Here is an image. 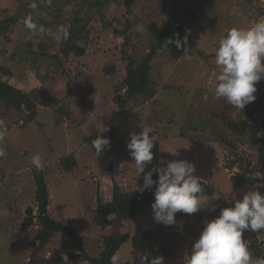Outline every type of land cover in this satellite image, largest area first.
<instances>
[{
    "label": "rangeland",
    "instance_id": "obj_1",
    "mask_svg": "<svg viewBox=\"0 0 264 264\" xmlns=\"http://www.w3.org/2000/svg\"><path fill=\"white\" fill-rule=\"evenodd\" d=\"M125 1L50 0L49 2V0H35L38 7L30 13L32 20L38 26H43L59 36L60 38L56 39L57 44H60L63 35L61 29L67 28L72 23L73 18L76 22L84 24L89 37L88 41L83 44L85 54L80 57L70 54L66 59L59 53L57 45L50 49L48 56L36 55L35 52L33 53L31 46L17 44L14 35L11 34L10 37L5 38L0 36V59L3 61H0V81H6V83L17 86L13 80L20 83H25V80H27L28 84L21 86L24 92L32 95L31 93L36 91L39 96H45L44 91H47L58 102L65 104L64 109H72L76 116L73 127L70 124L72 119L64 117L65 126L71 125L68 126L69 146L75 147L74 149L69 148L66 154L76 152L77 156V164L75 161L72 165L69 161L66 162L67 166L73 168L72 174L74 176H71L70 173L65 174V177L61 179L58 178L56 173L45 176L46 182L48 181L46 190H48L49 198L51 196V202L47 206L51 213L57 211L62 213L68 226L77 227L76 229L83 237L86 253L90 257H99L103 249V238L111 227L109 224L98 220V216L95 213L93 214L90 205L92 213L86 214V217L93 219L95 224L87 223V220L81 219L79 215L85 211L83 202L89 204L91 199L96 202V197L99 196L104 205L102 206L103 213L108 215L109 221L114 222L112 204L114 187L112 183L115 182L118 192L123 193L135 192L136 182L138 185L143 184V174L138 178L135 165L126 147L131 132L139 133L142 131V127L150 126L153 129L150 135L159 145L160 166L169 161L181 159L193 162L197 169L196 175L212 191V195L213 193H229L231 195L232 188L235 193H245L247 191L243 189L242 192H239L228 180L230 175L240 174L242 176L249 169L253 172L251 171L252 174H247V176L260 178V174L256 172L258 165L257 152L250 149L246 143L237 146L239 157L246 160L242 164H236L232 169L225 167L229 159L238 157L230 146L220 143L219 137L227 138L226 126L222 119L223 115L235 121L247 117L259 118L264 115V79L256 85V100L249 103L243 110L237 109L228 104L223 98L217 99L215 97L216 77L219 74V69L214 63V54L220 38L229 29L233 27L247 28L259 19L264 18V0H219L218 3L215 0L207 3L206 0H177V8L173 15L174 24L181 25L185 20V24H189L187 28L191 32V38L187 39V44L193 54L181 51L180 57L174 59L170 56V53L163 50L150 63L148 86L150 88L157 85L156 88H165L164 91H166L168 98L158 97L151 101L148 99L144 101L141 98V102L138 101L135 103L136 105L128 106L127 110L121 111L113 104L112 100L117 97L115 94L119 90L123 93L120 86L122 85L121 81L126 76L125 68L128 60H126L121 48L128 55H133L136 60L141 59L139 65L136 66L139 67V70H143L146 60L144 57L150 51L148 42L154 40L153 31L155 32L157 29L164 33L160 43H156L155 46L158 52L165 49L163 46L169 36L168 32L162 28L166 16L159 11V17L155 15V7L163 3V0H132L130 8L125 6ZM25 2L29 6L33 0H26ZM193 2L198 4L199 7L193 6ZM164 5H166V2ZM14 11V7L7 0H0V20L8 19ZM192 18L195 22L190 24L189 21ZM14 31L18 36L25 34L23 41L27 42L31 39L33 41L32 48L38 49L39 41H43L49 46L53 44L51 35L32 33L29 36L23 28ZM115 31H126V35L129 36L128 44H124L123 35H118ZM195 32L197 36H200L195 38ZM33 35H36V37L34 38ZM166 50L169 51V49ZM55 54L62 57V63L57 60ZM68 83L72 88L74 87L73 96L66 94ZM183 85L188 88V93L179 96ZM170 88L176 93L175 96L167 91ZM205 96H207V99L204 98ZM94 100H97L98 103L96 104ZM40 109L47 111L49 108L44 106ZM3 111V103L0 101V114ZM161 120L164 122H160ZM169 121L173 123H169ZM39 123L42 124L41 121ZM101 123L117 125L120 132L115 137L110 138L111 149L97 158L95 151L87 147L85 143L82 144L81 138L86 134L90 136L93 132L97 134L98 129L96 127H99ZM192 123L201 125L208 123L209 127L204 132H196L190 127ZM34 125L39 126L35 122L29 125L28 130L22 129L21 131L18 128L21 131L20 133L7 135L6 139L11 140L0 142V151L5 150L3 147L5 144L11 149L9 156L6 153L1 156L2 162H4L0 164V173L7 175V182L3 181L5 184L0 185V200H3L4 197H10L11 193L16 196V199L22 197L12 190V186L16 183V175L10 177L9 174L14 168L22 167L25 159L21 155L27 158V151L30 150L32 152V154L30 152V165H32V158L37 155L43 162L51 154L49 144L51 146L54 144V140L49 138L61 135V133L58 135L51 133L54 132V127L51 125L50 120L44 125V130L50 133H45L47 139L41 138ZM182 129L188 133L187 139L174 141L171 138H164L163 135L157 136L156 134L159 132L162 134L164 132L165 134H176V132L184 131ZM190 143H194V147ZM62 157L55 159L51 165L63 170V167L57 162ZM86 157L92 160L87 161V163L85 162ZM25 168L22 170H25ZM89 168H92L91 172H89ZM75 169L77 171H74ZM151 169L152 165L149 164L146 166L145 172ZM18 175L21 180L25 177V173L22 171ZM77 180L83 181V183H78L80 184L78 185ZM36 186L38 187L37 184ZM257 190L263 193L261 187ZM152 191V197L154 198L155 186H153ZM25 194L29 195L30 193ZM211 196L208 198L210 199ZM213 203L218 205L216 212L201 210L191 216L177 213V224L172 227L160 225L158 228L160 236H153V242L146 249L137 246V241L128 240L121 245L122 248L117 254L118 264H140V255L147 253L150 260L156 257L155 250L159 256L164 257V264H184V250L190 251L193 242L199 237L205 221L214 219L219 215L222 204L219 201H213ZM210 204L211 200L209 206ZM149 210H152V208ZM13 211L16 210L13 208L9 211V216L13 215ZM39 211L35 208L34 215L36 218L33 219L30 215H25L24 220L19 221L20 224L16 222L18 218V214H16L14 223L10 224L11 226L15 225L17 229L15 232L17 237L13 240L23 241L25 245L12 246V249H10L11 246L3 247L1 244L0 264H30V260L37 263L43 259L61 255V253L70 254L78 251L71 244L69 237L56 231L52 240L41 246L40 231H45V228H43L44 226L38 218L37 213ZM28 218L33 219L34 225H30L27 230V228H23L22 224ZM152 219L154 218L151 217L145 223L142 216L138 218L134 227L137 229V232H135L137 234L135 235L136 238L143 239L139 232L145 231V226L150 235H154V229L157 225ZM114 223L116 224V222ZM118 225L122 233H132L133 224L131 220L121 221ZM148 225L151 226L148 227ZM8 227L9 220L5 216L4 219L0 220V234H3L6 230L4 228L8 229ZM99 234L100 236L95 239L94 237ZM254 234L253 232L245 233V239L249 241V250H251V241L254 240L251 237ZM256 234L264 235V232ZM23 236L25 237L24 240H22ZM160 238L161 241H164L162 244L158 243ZM62 241L63 244H60ZM259 241L257 239V243ZM254 248L263 253L264 242H260ZM150 251H153V253ZM253 260L255 259L253 258ZM69 261L71 264H91L85 262L82 258L70 259ZM53 264H63V261Z\"/></svg>",
    "mask_w": 264,
    "mask_h": 264
},
{
    "label": "trees",
    "instance_id": "obj_2",
    "mask_svg": "<svg viewBox=\"0 0 264 264\" xmlns=\"http://www.w3.org/2000/svg\"><path fill=\"white\" fill-rule=\"evenodd\" d=\"M11 6L14 7L15 11L13 14L5 20H0V36L3 38L5 37H10L11 34L14 35V39L16 40L17 44H22L23 46H31V49L33 50V53L35 52L36 55H49V51L51 48L54 46L59 47V53H61L66 59L70 56V54H73L74 56H83L85 54V46L83 45L84 42L88 41V34L85 30L84 24H80L79 22H76L75 19H72V23L67 26V30L69 33V36L67 40L62 38L60 40V44H57L56 39L53 38V44L50 46L43 41H39L38 43V49L32 48L33 47V41L29 39L27 42L23 41L24 40V35H17L14 30L17 29H24L25 32L30 36L32 35V32L28 30L24 23L23 20L30 15L33 9H31L28 5L26 0H7ZM40 1H45V0H40ZM132 0H126L124 2L125 6L127 8H130ZM252 1V0H248ZM39 2V1H38ZM166 2V5L164 3ZM207 2H214L213 0H206ZM216 3L219 2V0H215ZM18 6V7H17ZM193 6L199 7L198 4H195L193 2ZM28 8V11H27ZM81 8V7H80ZM177 8V0H163V3H161L158 7H155L156 13L159 17V12H161L164 16H166V19L164 21V26L162 27L164 30H166L169 34V37H173L175 33H179L181 37H184L187 35V38H191V35L188 31V25L185 24L186 20L181 24V25H175L174 24V18L173 15L175 13V10ZM159 11V12H158ZM199 14H200V9H199ZM193 17H195L193 15ZM34 22V21H33ZM195 22L194 18L190 19L189 23ZM129 24V22H127ZM186 25V26H185ZM17 26V27H16ZM171 28L169 29V27ZM174 27V28H173ZM169 29V30H168ZM116 34L118 35H123L124 37V44H128L129 41V36L126 35V31H115ZM154 40L148 42L150 45V51L146 53V60H145V65L143 67V70H139L137 67L140 63L139 60H136L133 55H128L127 52L124 51L123 48H121V51L124 53L126 60H128V64L126 65L125 71H126V76L124 79L121 81L122 85L120 86V89L123 91V93L120 92V90L115 94L117 97L112 99L113 104L116 105L121 111L127 110L126 108L128 106H134V104L138 101L142 100H154L155 98L162 97V98H168L167 94L164 91L165 88L160 87V89L156 86L150 87L148 86V73L150 71V63L152 60H154L163 50L166 53H170V56H172L174 59H178L180 57V52L184 51L183 48L177 49L174 44H168L167 46H163L165 49H161L159 52L156 49V43H160L161 38L163 37V31H159L156 29L154 32ZM195 38L199 37L197 36L196 32ZM227 34V33H226ZM225 34V35H226ZM165 32V36H166ZM224 35V36H225ZM34 38L36 35H33ZM32 36V37H33ZM53 37V36H52ZM55 40V42H54ZM12 42V41H9ZM82 42V43H81ZM187 48L186 53L187 54H193L192 50L190 49L189 45L187 44L185 46ZM166 49H169L167 51ZM55 57L57 60H59L60 63H62L63 60H61L62 57H60L58 54H55ZM1 61V59H0ZM3 62V61H1ZM137 65V66H136ZM51 68V67H50ZM112 71V70H111ZM70 80V79H69ZM22 85H26L23 84ZM182 91L180 92L179 96H182L183 94L188 93V88L185 87L184 85L181 87ZM168 92H171L175 96V92H173V89H168ZM187 92V93H186ZM45 96H39L36 94V91L31 93H26L24 92L21 88L14 87L10 83H6V81H0V101L3 103V113L0 114L1 116H7L10 117L12 116L13 118V124L15 126H20L23 128H26L32 123H38L35 121V117L38 114L39 110V105L46 106L49 108V118L51 121H53L54 124H62L65 122L64 117H67L68 119H72V123H70L73 126V123L75 121L72 116H74V113L72 112V109H64V103L58 102L56 98H54L51 94L47 93L44 91ZM66 94L68 96H73L74 95V87L67 85V90ZM166 95L167 97H165ZM178 96V97H179ZM142 98V100H141ZM261 102V101H260ZM136 105V104H135ZM130 108V107H129ZM128 108V109H129ZM254 110L252 111V113ZM12 113V114H10ZM251 113V114H252ZM16 114H20V118L22 119H15ZM51 115V117H50ZM223 122L225 123L226 126V132H227V138L223 139V137H219L220 143H225L226 145L230 146L231 149L234 150L235 155L239 158H234V159H229L226 162L225 167L228 169H232L233 166L236 164H242L246 159H242L239 157L238 154V149L237 146L243 143L248 144V147L255 152H257V169L256 172H258L261 175V179H256V178H251L250 176H247V174H252L249 169L247 170V173H243L242 176L240 174L237 175H232L230 178L231 183L234 186H238L240 184H243L245 182L249 183H255V182H264V115L260 116L259 118H252V117H247L245 119H241L238 121H235L226 115L222 116ZM22 120V121H20ZM64 120V121H63ZM206 120V119H205ZM33 121V122H32ZM172 121V120H171ZM169 121V123H173ZM32 122V123H31ZM160 122H164L161 120ZM68 124V126H71ZM107 127H109L110 131L103 133L102 135L107 138H112L113 136L117 135L120 132V128L117 125H112L109 123L105 124ZM145 127V126H144ZM190 127L195 130L196 132H204L206 129H208L209 125L204 124L201 125L199 123H192L190 124ZM184 130V129H182ZM158 135H163L164 138H171L174 141H178L179 139L183 138H188V133L184 131H179L170 134H162V133H156ZM100 135L98 134H92L89 138L86 140V145L89 147L91 150L95 151L94 148L92 147L91 143L94 139L97 138V136ZM87 136V135H86ZM111 141V139H110ZM195 141V140H194ZM196 143V142H194ZM194 143H190L194 147ZM154 158L151 163L152 168L154 167H159L160 166V161H159V145L156 141H154ZM29 151H27L28 153ZM71 155V156H70ZM85 156V155H82ZM21 157L24 159L23 155ZM76 152L70 153V154H65L61 160L60 164L65 168V171H71L73 168L71 166H67L66 162L69 161V163L74 164V161L76 162ZM92 160L91 158L88 159L86 157L85 162ZM88 163V162H87ZM77 164V162H76ZM34 176H35V181L37 182L38 185V191L36 193V200L39 203V209L42 211L41 215H38V218L42 221L44 225V230H41L40 236L42 239V244L41 246H44L47 244V242L50 240L52 234L54 232H61L62 234H65L67 237H69V240L71 241V244L75 247L76 250H78L79 253H70L67 254L70 259H78L79 257L87 260L91 264H112V257L116 254L118 249L122 244L127 242L128 240H131L132 242L137 241L138 239L136 236H131L129 232L122 233L121 228L119 227V223L121 221H125L127 219H131L133 217L138 216L141 214L143 220L145 223L153 216V211L149 210L151 208V204L154 202V198L152 197V189L150 190H145L142 194L138 191L135 192H129V193H123V192H118V187L116 183L113 184L114 187V193L112 197V204H113V214H114V222L109 221L108 215H105L102 211V204L101 199L99 196L96 197V202H94L92 199L90 203H84L83 206L84 212H81L79 215L81 219L87 220V223L90 224H95L93 219H90V217H86V214H90L93 212L95 213L96 216H98V220H101L104 223L109 224L111 227L107 235L103 238V249L99 254V257H90L89 254L86 253L85 250V243L83 241V237H81L77 227L76 228L72 226H68L65 221L58 222L52 220L47 213V205H48V193L46 190L45 182L43 176L40 174L39 171L34 169ZM153 179H157V175H153ZM202 186L204 187V192L205 195H212V191L205 185L203 181H200ZM92 208V212L90 207ZM147 208L145 214H144V209ZM30 208L27 211V214H31ZM79 214V213H78ZM78 218V216H77ZM81 221V220H79ZM69 223V222H68ZM31 224L30 218H28L24 223L22 224L23 228L26 229L29 225ZM145 231L140 233L143 236V239L146 237H151L150 232L146 230V226L144 227ZM39 236V235H38ZM100 236V234L97 237H94L97 239ZM100 239V238H99ZM142 240V239H140ZM99 242V240H97ZM259 243L252 241L251 242V250H249L252 254V258L255 260H260L264 259L262 256V252L259 250H256L254 247L258 246ZM81 253V255H80ZM62 261L61 255H55L54 257L43 259L37 263L35 261L30 260V264H53L55 262L59 263Z\"/></svg>",
    "mask_w": 264,
    "mask_h": 264
},
{
    "label": "clouds",
    "instance_id": "obj_3",
    "mask_svg": "<svg viewBox=\"0 0 264 264\" xmlns=\"http://www.w3.org/2000/svg\"><path fill=\"white\" fill-rule=\"evenodd\" d=\"M29 7L35 10L38 5L33 0ZM23 23L33 34L60 38L34 23L31 15H28ZM61 31L63 39L67 40V28ZM187 39V35L181 37L179 33H175L173 37L165 40V46L174 44L177 49L183 48L186 52ZM214 55V63L219 69L215 97L223 98L228 104L243 110L256 100V85L264 79V18L247 28L229 29L227 34L220 38ZM204 98L207 99V96ZM94 101L98 103L97 100ZM96 128L97 134L99 132L100 135L91 145L98 158L111 149V141L102 135L110 131L109 127L101 123ZM152 131L150 126H145L139 133L131 132L126 147L138 178L143 174V184L138 185L136 182L135 191L142 194L155 186L154 202L151 204L155 222L173 226L177 224V213L191 216L201 210L216 212L218 205L213 201H219L220 194L213 193L209 206V198L205 195L199 176L196 175L197 169L193 162L187 159L169 161L145 172L146 166L151 164L154 158V138L150 135ZM3 139V121H0V141ZM2 155L3 152L0 151V156ZM32 163L38 170L43 169L38 155L32 158ZM154 174L157 175L156 180L153 179ZM256 179H261V175ZM256 183L264 184L247 182L252 185ZM224 201L230 202L231 206L221 207L218 216L205 221L199 237L193 242L190 251L185 253L184 264H264V259L253 260L248 248L249 241L245 239V233L264 232V193L253 186L241 198H237L232 188L231 196ZM61 259L63 264H71L66 253H61ZM111 259L112 264H118L117 256ZM140 264H164V257L156 256L149 260L148 254L144 253L140 255Z\"/></svg>",
    "mask_w": 264,
    "mask_h": 264
},
{
    "label": "crops",
    "instance_id": "obj_4",
    "mask_svg": "<svg viewBox=\"0 0 264 264\" xmlns=\"http://www.w3.org/2000/svg\"><path fill=\"white\" fill-rule=\"evenodd\" d=\"M13 82L17 84V86L16 85H13L14 87L22 88L21 86H22V83L23 82L20 83L19 81H16V80H13ZM23 84H26L27 85L28 84L27 83V80H25V83H23ZM40 108H44V106L43 105H39L38 114L35 117V119L38 122V125L39 126L37 127L36 125H34V127L38 131V133L41 136V138H46L47 139L48 137H47V135H45V133H47V134H50V133L48 131H45L44 130V125H46V122L48 120H50V118L48 116L49 115V110L42 111V109H40ZM10 114H12V113H10ZM14 116H15V119L16 118L17 119H22V118H20V114H16ZM73 118L76 120V116L75 115L73 116ZM0 121H3V131H4V139L2 141H0V142H4L5 140L6 141L7 140H11V139H8V138L6 139V136L7 135L10 136L12 133H20L22 131V129H24V130L27 129L28 130V128H30V126H27L26 128H23V127H20V126H15L13 124V118H12V116H10V117L1 116L0 117ZM20 121H22V120H20ZM40 121L42 122V124L39 123ZM50 122H51V125L54 127L53 128L54 129L53 130L54 132H51V133H53L55 135H58V134L61 133V135L60 136H56L54 138H49L50 140H54V144H53V146H51L49 144L50 151H51L50 156H48L43 162L41 161L42 164H43V169L42 170H38L34 166L33 163H32V165L29 164V159L31 157L30 156V152L31 151L29 150V152L27 154V158H24L25 159L24 160L25 162L23 163L22 167H19L18 166L17 168H14L13 169L14 171L11 170V173H9L10 174V177H14L16 175V177H15L16 183L14 184V186H12V190L14 191V193H19V195L22 196V197H20L21 199H19V198L16 199V196L11 193L10 194V197H7V198L4 197L3 200L1 199L2 201L0 200V220L1 219H4L5 216H6V219L9 220V227H8V229L7 228H4V230L6 229L5 232L3 234H0V245L2 244L3 247H5V246H11L10 249H12V246L14 247V246H17V245H20V244L25 245L23 243V241H15V240H13V239H15L17 237V234L15 233L17 229H16V226L15 225H12L11 226L10 224L12 222L14 223V219L16 218V214H18V218H17L16 222L19 223L20 220H24V216L25 215H29V214H27V211H28L29 208L32 211L31 214H30V217L33 218V219L36 218L35 215H34V209L36 208L38 211L40 210V209H38L39 203L36 200V193L38 191V187L36 186L37 182L35 181V176L33 174L34 173V169L37 170V171H39L40 174L43 176L44 182H45V186H46V183H48V181L46 182V180H45V176L47 177L50 174H55L56 173L58 175V178H60V179L61 178H64L65 177V174H68V173H70L71 176H74L72 174V170L71 171H65L64 170L65 168H63V170H61V169L56 168L54 165H51V163H53L55 161V159H58V158L62 157V155L64 156L68 152L67 150H69V148L74 149L75 147H70L69 146V142H68V134H69V132H68V126L67 125L65 126V123L57 124L56 125V124H53V122L51 120H50ZM18 128L21 129V131L18 130ZM94 133L95 132H93L92 134H94ZM86 135H84L81 138L82 144L83 143H86L87 138H89L91 136V135L90 136H88V135L86 136ZM67 142H68V149H67ZM9 143H11V142H9ZM3 147H4L5 150H1V151L3 153H6L9 156V153L11 152L10 147L7 144L3 145ZM62 151H63V153H61ZM31 154H32V152H31ZM198 155H200V154H198ZM3 162H2V157L0 156V164H2ZM57 162L60 164V159ZM60 166H61V164H60ZM24 167H26L25 170H22ZM61 167H63V166H61ZM8 170H6V171H8ZM88 170H89V172H91L92 171V168H89ZM20 171H22V172L25 173V177L22 180L20 179V177L18 175L20 173ZM74 171H77V170L75 169ZM76 174H77V172H76ZM6 176H7L6 174L3 175L2 173H0V185L1 184H5L7 182ZM78 177H80V176H78ZM230 178H231V175L229 176V179H228L229 181H230ZM70 180H72V179L70 178ZM76 182H77V184L78 183H80V184L83 183V181H79V180H77ZM80 184H78V185H80ZM69 185H70V183H69ZM253 186H256L257 189L259 187H261L262 188V192L264 193V184H260V183H256V184H253L252 185V184H247V182H245L243 184H240V185L234 186V187L239 192H242L241 190H243V189H246L247 191L248 190H251L253 188ZM46 189H47V187H46ZM25 193H30V194L28 195V194H25ZM47 193H48V190H47ZM219 194H220V198H221L219 200V202H221V204H222L221 207L231 206V203L230 202H225L224 201L225 198H229L231 195L229 193H225V194L224 193H219ZM236 194H237V198H241L244 193H236ZM12 196H14V197H12ZM207 196L210 197L211 195H207ZM50 198H51V196H50ZM50 198H49V193H48V205L51 202L50 201ZM211 198H212V196H211ZM211 198L209 199V201L211 200ZM215 202H218V201H215ZM13 208L16 211H13V215L11 214L9 216V211H11ZM46 209H47L48 216L52 220L58 221V222L67 221L65 219L64 215H62V213H58L59 211L52 212L51 213V211H50V209H49L48 206L46 207ZM146 210H147V208L144 209V214H145ZM63 211H64V209H63ZM67 211L68 210L66 209V212ZM41 214H42V211H39V213H37V215H41ZM10 217H12V218H10ZM140 217H141V214H139L138 216L133 217L131 219H128V220H131V223L133 224L132 225L133 226L132 233L134 232V234L131 233V236L137 235V234H135V232H137V229H135L134 227H135V224H136L138 218H140ZM32 220H31V223L33 222ZM152 220L155 222L154 219H152ZM153 221H151V222H153ZM23 223H24V221H23ZM155 224L157 225V227L154 229V232H155L154 235H152L151 237H148V238L146 237L145 239H142V240H140V239L137 238L138 240H137V244L136 245L139 246L141 249H143V248L146 249V247L153 242V236H160L159 235V232H158V228H159L160 225H163V224L162 223H157V222H155ZM30 225H34V222L32 224H30ZM30 225L27 227V230L30 227ZM38 225L41 227V225L39 223H38ZM150 226L151 225H148V227H150ZM169 227H172V226H169ZM24 231H26V230H24ZM141 232H139V234ZM53 236H54V234H52V236H51V238H50L49 241L52 240ZM24 238L25 237L23 236L22 237V240H24ZM251 238H254L253 241H255V242H257V239L260 240L259 243L262 242V241L264 242V235H262V234H256L255 233ZM162 242H164V241H161V238H160V240L158 241V243L159 244H162ZM55 243H56V241L54 242V244ZM64 243H65V241H64ZM60 244H63V241ZM121 248L122 247L120 246V248L118 249V251L116 252V254L114 256H117V254L119 253V251H120ZM77 252H73V253H77ZM150 252L153 253V251H150ZM187 252H188L187 250L186 251L184 250V256H185V253H187ZM154 253L156 254V256H159V254L157 253L156 250H155ZM262 256L264 257V252L262 253ZM79 259H81V258L79 257ZM84 261L85 262H88L87 260H84ZM123 264H125V263H123ZM126 264H128V263H126Z\"/></svg>",
    "mask_w": 264,
    "mask_h": 264
}]
</instances>
